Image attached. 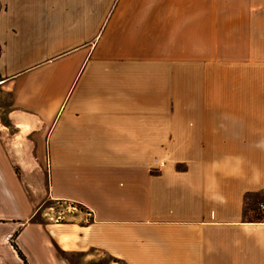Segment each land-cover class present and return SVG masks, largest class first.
Listing matches in <instances>:
<instances>
[{
    "label": "crops",
    "instance_id": "0c3cea01",
    "mask_svg": "<svg viewBox=\"0 0 264 264\" xmlns=\"http://www.w3.org/2000/svg\"><path fill=\"white\" fill-rule=\"evenodd\" d=\"M0 7V264H264V0Z\"/></svg>",
    "mask_w": 264,
    "mask_h": 264
},
{
    "label": "rangeland",
    "instance_id": "374dc122",
    "mask_svg": "<svg viewBox=\"0 0 264 264\" xmlns=\"http://www.w3.org/2000/svg\"><path fill=\"white\" fill-rule=\"evenodd\" d=\"M1 8V7H0ZM0 81H1V78H0ZM212 81H214L212 79ZM214 83L209 87L208 89V92H212L214 93L215 90H214ZM259 88V90L257 89ZM238 90V89H236ZM238 92H241V93H245L246 90L245 88L244 89H240ZM262 93V90H261V86L255 88V93ZM9 104V98L8 96L2 91L0 90V109H6V107L8 106ZM47 208H52L50 209L51 211H53L54 215L58 218H61V214L62 213H71V212H75V205L72 204V203H69L67 202L66 204L58 201V202H50V201H47L43 204L42 206V210H45ZM262 212V211H261ZM44 213V211H42V214ZM46 217V215H44ZM64 259L69 262L70 264H80L79 262H77V260H75L74 258H72L71 256H64ZM94 264H123L117 260H114L112 261L111 259H108L107 257L106 258H103V257H100L98 260H96L94 262Z\"/></svg>",
    "mask_w": 264,
    "mask_h": 264
},
{
    "label": "trees",
    "instance_id": "16d2710c",
    "mask_svg": "<svg viewBox=\"0 0 264 264\" xmlns=\"http://www.w3.org/2000/svg\"><path fill=\"white\" fill-rule=\"evenodd\" d=\"M12 247L14 248V250L17 253V256L19 257V259L23 262V264H28L25 257L22 255V253L16 248V246L12 243Z\"/></svg>",
    "mask_w": 264,
    "mask_h": 264
},
{
    "label": "built area",
    "instance_id": "2783aa9c",
    "mask_svg": "<svg viewBox=\"0 0 264 264\" xmlns=\"http://www.w3.org/2000/svg\"><path fill=\"white\" fill-rule=\"evenodd\" d=\"M258 208L260 211L264 212V204H259Z\"/></svg>",
    "mask_w": 264,
    "mask_h": 264
}]
</instances>
